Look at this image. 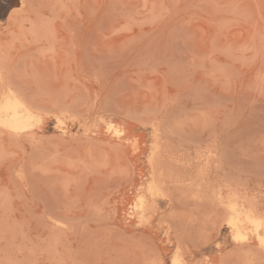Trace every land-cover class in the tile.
I'll use <instances>...</instances> for the list:
<instances>
[{
  "label": "rangeland",
  "instance_id": "rangeland-1",
  "mask_svg": "<svg viewBox=\"0 0 264 264\" xmlns=\"http://www.w3.org/2000/svg\"><path fill=\"white\" fill-rule=\"evenodd\" d=\"M11 96L0 264H264L214 198L264 211V0H0Z\"/></svg>",
  "mask_w": 264,
  "mask_h": 264
},
{
  "label": "bare ground",
  "instance_id": "bare-ground-1",
  "mask_svg": "<svg viewBox=\"0 0 264 264\" xmlns=\"http://www.w3.org/2000/svg\"><path fill=\"white\" fill-rule=\"evenodd\" d=\"M21 3H22V0H20ZM0 111L4 112L5 114H3L2 117H0V129H2L1 127H3L6 131L9 132V134H12V135H17L18 133H20L19 135H21V132L25 131H29L30 129H32V127L34 125H36L37 123L36 122H39L41 123V118H37L34 122H26L24 121L25 119V115L27 113V109H26V105L24 103H21L19 101H16L14 98L12 99V96L9 97V99H7L5 102H1V99H0ZM7 112V113H6ZM41 119V120H39ZM43 122V120H42ZM42 124V123H41ZM65 124V123H64ZM37 127H38V124H37ZM106 129L116 135V136H119L122 134V130L120 128H118L115 123H112V122H109V124H106ZM105 129V130H106ZM64 132H63V131ZM61 131L63 133H66L64 127L61 128ZM31 133V132H30ZM33 133V132H32ZM62 133V134H63ZM18 135V136H19ZM57 135V134H56ZM65 135V134H64ZM116 138V137H115ZM112 139V138H111ZM202 159V158H201ZM149 160H151V158H149ZM208 162V165L205 164V167L206 166H209V161ZM204 164V163H203ZM211 164V163H210ZM202 165V163L200 164V166ZM211 166V165H210ZM198 167V166H197ZM204 167V166H203ZM199 168V167H198ZM202 168V166H201ZM211 168V167H210ZM193 168V172L194 173H197L196 170H199V169H196ZM208 168H204L203 170L206 171L208 170ZM202 170V169H201ZM199 170V171H201ZM200 172V173H204L205 176L206 175H209V174H206V172ZM210 171V170H208ZM199 173V172H198ZM209 173V172H208ZM211 173V171H210ZM204 176V177H205ZM195 177V175H194ZM209 177V176H208ZM207 177V178H208ZM192 178V177H191ZM154 179V178H152ZM189 179V178H188ZM193 179V178H192ZM192 179H190V182L192 181ZM200 179V177H199ZM205 179V178H204ZM217 179V178H216ZM208 180L210 181L211 179L208 178ZM152 182L150 183L149 186H147V188L149 189L150 191V194L152 192L153 193H157V192H162L165 193L166 192V187L163 189L162 186V182H160V180L156 181L155 179L154 180H151ZM163 181V180H162ZM165 181V180H164ZM163 181V182H164ZM185 181V180H184ZM196 181V180H194ZM150 182V181H149ZM177 182H180V181H177ZM198 182V181H197ZM196 182V183H197ZM211 182V181H210ZM209 182V183H210ZM217 182V181H216ZM167 183V182H166ZM191 183H194L193 181ZM190 183V184H191ZM149 184V183H148ZM165 184V183H164ZM188 184V183H187ZM189 184V185H190ZM193 185V187H197L196 184H191ZM199 185V184H197ZM173 186H176V185H173ZM172 186V187H173ZM167 187H169V185H167ZM190 187V186H189ZM192 187V186H191ZM198 187H201V186H198ZM163 189V190H162ZM223 189V188H222ZM147 190V189H146ZM207 191V189H204ZM212 190V189H210ZM198 191H200L198 189ZM203 191V190H202ZM213 191V190H212ZM204 192V191H203ZM214 192V191H213ZM223 192L221 189H217L215 191V196L214 198L216 197V200L218 201V203H220V205H224V208L227 212V216L224 215L223 217V214L226 213L224 212L222 214V218H225L226 217V224L227 226L230 228V230L232 231L233 233V238H235L239 243V245H241L243 247V244L245 245L246 244V247H248L247 245L248 244V239L250 238L251 240H253L257 246V248L259 249L260 251V248L262 250H264V244H262L261 242L264 241V211L261 213L260 209L255 205L256 203H252L254 201H250L251 199L247 198L246 196L244 195H241L239 192H232L231 190H229V194L227 195V192H225V196L223 195ZM162 193V194H163ZM206 193V192H204ZM151 194V195H152ZM213 194V193H211ZM156 195V194H155ZM154 195V197H155ZM165 195V196H164ZM164 195H162V197L164 196L166 198L167 196V193H165ZM227 195V196H226ZM212 196V195H211ZM201 197V196H200ZM202 198V197H201ZM139 199V198H138ZM216 201V202H217ZM143 200L141 199L139 201L140 204H142ZM217 203V205H218ZM142 205H139V207L141 208ZM261 207V206H260ZM224 211V210H223ZM225 219H223L222 221L224 222ZM222 223V222H221ZM220 223V224H221ZM220 226V225H219ZM241 228H247L246 231H248V228H249V231L248 233H245L243 234L244 232H241ZM245 231V230H244ZM245 231V232H246ZM232 235V234H231ZM235 240V241H236ZM250 240V241H251ZM241 247V248H242ZM249 247H251L249 245ZM256 249V247H253ZM180 248H178L179 250ZM247 249V248H246ZM250 249V248H249ZM252 249V248H251ZM177 250V251H178ZM184 250V249H183ZM181 250V251H183ZM186 250V249H185ZM176 252V250H175ZM186 253V251H184ZM245 253V252H244ZM178 254V252L176 253ZM180 253L178 255H173V259L172 260V264H173V261L176 262V264H186L185 261H182L183 259H181L182 257L179 256ZM187 255V254H185ZM181 257V258H180ZM190 257V256H189ZM190 259V258H189ZM188 260V259H187ZM189 263V262H188ZM187 263V264H188ZM171 264V263H170ZM194 264V262H193Z\"/></svg>",
  "mask_w": 264,
  "mask_h": 264
},
{
  "label": "snow or ice",
  "instance_id": "snow-or-ice-1",
  "mask_svg": "<svg viewBox=\"0 0 264 264\" xmlns=\"http://www.w3.org/2000/svg\"><path fill=\"white\" fill-rule=\"evenodd\" d=\"M261 243L264 244V241H262ZM154 264H165V262L162 260H159V261L154 262ZM173 264H176V262L173 261Z\"/></svg>",
  "mask_w": 264,
  "mask_h": 264
}]
</instances>
